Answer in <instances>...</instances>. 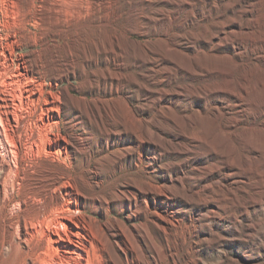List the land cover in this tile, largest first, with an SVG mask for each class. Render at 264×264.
<instances>
[{"label":"bare ground","instance_id":"1","mask_svg":"<svg viewBox=\"0 0 264 264\" xmlns=\"http://www.w3.org/2000/svg\"><path fill=\"white\" fill-rule=\"evenodd\" d=\"M246 3L214 22L197 0H1L0 264L178 263L177 231L264 168V0Z\"/></svg>","mask_w":264,"mask_h":264},{"label":"rangeland","instance_id":"2","mask_svg":"<svg viewBox=\"0 0 264 264\" xmlns=\"http://www.w3.org/2000/svg\"><path fill=\"white\" fill-rule=\"evenodd\" d=\"M211 1L216 0H197V10L200 14L202 12L207 15L210 14L214 22L224 21L226 18L230 17H237L239 12L245 11L248 7L246 0H224L223 2L220 1V3L217 2V6H214L213 11H209L207 5ZM38 12L36 7L33 13L39 15ZM261 12L264 15V5ZM5 19V17H2L3 21H5ZM32 19L33 18L30 19L31 24L34 21V19ZM41 27L42 26L36 29L31 28V31L36 34V38L39 37L43 29L45 32L49 30L46 22L43 24V27ZM201 29L202 27L198 28L197 31ZM4 33L6 34V31H4ZM130 39V45L134 42H141L144 44L150 39L154 47L162 46L157 36L147 37L145 35L133 33L130 35ZM186 42L193 47H197L193 41ZM41 43L42 42L37 41V46L35 48H30L20 42V46L15 47L13 59L8 53L9 59L11 58L17 63L21 56H29L33 50L36 52L43 51L44 45ZM229 44L230 47L233 46L232 42ZM250 53L251 50L248 49L246 54L249 55ZM247 59L248 58H245V60ZM226 61L232 64L231 60ZM79 83L80 80L74 81L76 85ZM47 84H49V81ZM65 86H67V83L61 84L59 89ZM73 94L75 96H80V93L77 91L73 92ZM89 98H91V96H89ZM262 120V118H258L257 123H260ZM239 132L242 140L246 139V132L242 129H240ZM62 133L65 134L64 129ZM239 145L242 152L246 153L244 141ZM203 158L206 159L210 165L219 162L218 159L215 160L208 154L207 157L205 155ZM35 161L36 159L26 158L24 165L33 164ZM230 162L234 161L231 159ZM169 163H171V160L167 158L160 161L161 165ZM259 163V161L251 160L244 164L243 169L245 171L250 170L252 167L254 173L246 177L247 183L244 184L243 187L231 192H227L226 190L217 191L216 195L218 200L216 203L219 204L220 209H218L216 213L211 214L207 221L203 223H199V221L196 222V220L191 223L186 222V225L183 226L181 230L177 231V236L184 235L186 237L184 250L176 254L177 264H264V168L260 165L261 163ZM223 173L224 170L222 169V171L217 174L220 180L222 179ZM197 199L190 201L189 204L191 206L189 205L190 208L187 209V211L193 213L194 219L198 218L201 214L208 215L209 210L205 205L212 201L206 194L200 195ZM113 217H115V215H110V218ZM138 223L139 221H135V224ZM156 244L158 248H161V240L157 239Z\"/></svg>","mask_w":264,"mask_h":264}]
</instances>
